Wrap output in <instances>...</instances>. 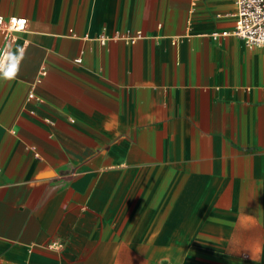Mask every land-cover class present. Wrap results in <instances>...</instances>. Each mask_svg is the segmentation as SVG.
Returning <instances> with one entry per match:
<instances>
[{"label":"crops","instance_id":"obj_1","mask_svg":"<svg viewBox=\"0 0 264 264\" xmlns=\"http://www.w3.org/2000/svg\"><path fill=\"white\" fill-rule=\"evenodd\" d=\"M236 9L0 0L28 19L0 30V264H264V47L223 34Z\"/></svg>","mask_w":264,"mask_h":264},{"label":"built area","instance_id":"obj_2","mask_svg":"<svg viewBox=\"0 0 264 264\" xmlns=\"http://www.w3.org/2000/svg\"><path fill=\"white\" fill-rule=\"evenodd\" d=\"M237 9L234 13L235 28L231 32L223 34H234L241 38L247 47H264V0H236ZM28 19L24 17L11 16L4 17L0 15V30L4 32L5 41L11 40L13 32L25 31L27 29ZM108 36L101 35L100 40L105 43ZM129 42H134L135 38H128ZM5 56V54H4ZM78 62L81 58L77 59ZM33 96V94H31ZM54 243L52 245H57Z\"/></svg>","mask_w":264,"mask_h":264}]
</instances>
